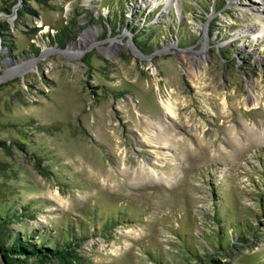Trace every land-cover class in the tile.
Listing matches in <instances>:
<instances>
[{
    "label": "rangeland",
    "instance_id": "374dc122",
    "mask_svg": "<svg viewBox=\"0 0 264 264\" xmlns=\"http://www.w3.org/2000/svg\"><path fill=\"white\" fill-rule=\"evenodd\" d=\"M261 29V0H0L9 228L81 227L68 264H264Z\"/></svg>",
    "mask_w": 264,
    "mask_h": 264
},
{
    "label": "trees",
    "instance_id": "16d2710c",
    "mask_svg": "<svg viewBox=\"0 0 264 264\" xmlns=\"http://www.w3.org/2000/svg\"><path fill=\"white\" fill-rule=\"evenodd\" d=\"M30 205L7 207L0 210V258L3 264H49L56 260L61 264H68L77 259V248L87 237L81 227L76 231L68 226L67 229L30 231H12L10 222L29 220L34 217ZM250 227L242 230L238 242L246 240L250 234ZM32 260L29 262V260ZM213 264H220L212 260Z\"/></svg>",
    "mask_w": 264,
    "mask_h": 264
},
{
    "label": "bare ground",
    "instance_id": "6f19581e",
    "mask_svg": "<svg viewBox=\"0 0 264 264\" xmlns=\"http://www.w3.org/2000/svg\"><path fill=\"white\" fill-rule=\"evenodd\" d=\"M168 1V3L169 2H172V1H174V0H172V1H169V0H167ZM261 4H262V6H264V0H261ZM262 35H264V29L262 30H260V31H258V33L256 34V36H262ZM85 38V37H84ZM83 38V40H82V43H84L85 42V39ZM199 81H200V79H199V76H197L196 77V83L197 84H199ZM258 100H259V97L258 96H256V95H254L253 93L252 94H249V96H248V98L246 99V103L247 104H249V105H255V104H257L258 103ZM173 116H176V114H175V112H173V110L170 108V106H169V104H167V103H163V111H162V115L159 117V119L158 120H154V119H152V121H154V122H151L150 120L149 121H146L147 122V124L148 125H151L153 128H157L158 130H161L162 129V127H164L163 129H165L166 130V139L165 140H163L161 143H163V144H169L168 142L170 141L169 139V137L167 136V135H169V136H171V134H170V132L169 131H172L171 130V128H170V126H169V121H167L168 120V118L170 117H173ZM226 116V115H225ZM172 119V118H171ZM260 131V130H259ZM259 131H257L256 130V133H255V135H256V138H260L261 137V133H259ZM153 132V131H152ZM152 132H150V133H152ZM159 133H161V132H159ZM172 136H175V135H173L172 134ZM175 139H176V137H175ZM143 168V167H142ZM145 170V169H144ZM146 172V171H145ZM144 172V173H145ZM142 178L143 177H146V175L144 174V176H141Z\"/></svg>",
    "mask_w": 264,
    "mask_h": 264
}]
</instances>
